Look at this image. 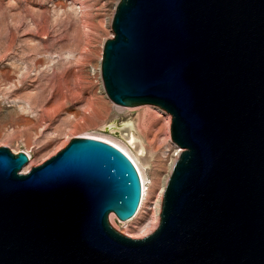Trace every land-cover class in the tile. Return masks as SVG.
<instances>
[{
    "label": "water",
    "instance_id": "1",
    "mask_svg": "<svg viewBox=\"0 0 264 264\" xmlns=\"http://www.w3.org/2000/svg\"><path fill=\"white\" fill-rule=\"evenodd\" d=\"M101 77L117 105H155L183 149L159 227L136 214L142 182L117 147L76 137L22 173L0 148V264H264V0H121Z\"/></svg>",
    "mask_w": 264,
    "mask_h": 264
},
{
    "label": "rangeland",
    "instance_id": "2",
    "mask_svg": "<svg viewBox=\"0 0 264 264\" xmlns=\"http://www.w3.org/2000/svg\"><path fill=\"white\" fill-rule=\"evenodd\" d=\"M120 1L0 0V148L28 151L33 168L86 134L125 147V138L101 126L114 115L118 123L139 116L136 132L152 155L150 164L144 166L125 148L140 164L146 196L142 193L131 223L120 224L113 213L117 220L109 224L141 239L159 227L153 216L168 174L172 117L155 105H117L102 92L99 68Z\"/></svg>",
    "mask_w": 264,
    "mask_h": 264
},
{
    "label": "bare ground",
    "instance_id": "3",
    "mask_svg": "<svg viewBox=\"0 0 264 264\" xmlns=\"http://www.w3.org/2000/svg\"><path fill=\"white\" fill-rule=\"evenodd\" d=\"M110 19H113V18H110ZM112 22V20H111ZM99 71L101 73V65H100V68H99ZM22 84L25 83V81H21ZM101 89H102V92L106 95V91H105V88L103 86V84L101 85ZM31 107V106H30ZM26 108V107H25ZM24 108V109H25ZM23 109V111L25 112V110ZM27 109V108H26ZM31 110V109H30ZM21 111V110H20ZM22 111V112H23ZM113 118L107 122H104V124L101 126L105 131H107L108 133H117L119 134L120 136H122L123 138H125V145L127 147H129L133 152L131 154H135L136 158L139 159L142 164L145 166V165H149L151 160H152V155L149 153V150H148V147L145 143V140L144 138L141 136V134H139L138 132H136V129L138 128L137 127V123H138V119H139V116L135 119H128L127 122H124V123H118L116 121H114V119L117 116H112ZM114 121L112 122L113 124H109L110 121ZM139 125V124H138ZM140 128V127H139ZM140 132V131H139ZM143 133V132H142ZM100 135V134H99ZM108 135V134H107ZM111 136V135H110ZM82 137H89V138H94V139H98V140H101V141H104V142H107L115 147H117L118 149H120L122 152H124L130 159L131 161L135 164L139 174H140V177H141V181H142V193H143V197L145 198L144 194L145 193V181H144V178H143V175L141 173V170L139 168V165L137 164L138 162L135 160V157H133L130 152L125 148L123 147L122 145H120L118 142L114 141V139H109L107 137H102V136H96V135H90V134H86V135H82ZM115 138V137H114ZM117 138V137H116ZM121 140V139H120ZM123 144V142H121ZM170 149V148H169ZM172 153L171 154H168L169 157V162H168V174L165 175L163 181L162 182V188H161V191H160V196L158 197V200L156 201V204H155V208H154V219H155V222L157 225H155V228H157L156 226H158V224H160V218H161V209H162V203H163V198H164V193H165V189L167 187V184H168V181H169V178L171 176V172L173 170V164L174 162L177 160V158L179 157L180 155V152L182 151V148H180L179 146H177L173 141H172ZM25 153H27V155L29 156V159H30V162L29 164L24 167L22 173H27L30 168H31V155L28 151H24ZM145 173V172H144ZM147 187V186H146ZM142 197V198H143ZM143 200V199H142ZM144 201V200H143ZM143 203V202H142ZM142 205V204H141ZM141 209V207H140ZM137 217L134 216L133 219H135ZM109 219H110V222L112 223L113 221H116L117 218L115 217V215L112 213L110 214L109 216ZM133 219H130V221H127V222H122L120 220L119 223L121 224H127V223H131V221ZM114 223V222H113ZM127 227V226H126ZM150 234V232L148 233ZM147 235V234H146Z\"/></svg>",
    "mask_w": 264,
    "mask_h": 264
},
{
    "label": "built area",
    "instance_id": "4",
    "mask_svg": "<svg viewBox=\"0 0 264 264\" xmlns=\"http://www.w3.org/2000/svg\"><path fill=\"white\" fill-rule=\"evenodd\" d=\"M182 152H183V149H182V151L180 152V155H181ZM180 155H179V157H180ZM179 157L177 158V160L179 159ZM28 158H29V157H28ZM177 160L174 162V164H173V168H174V166H175ZM141 182H142V181H141Z\"/></svg>",
    "mask_w": 264,
    "mask_h": 264
}]
</instances>
